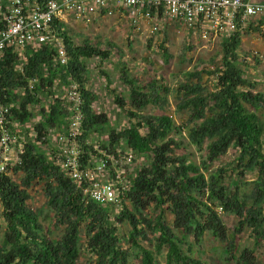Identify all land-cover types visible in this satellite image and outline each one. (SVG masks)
<instances>
[{
    "label": "trees",
    "instance_id": "16d2710c",
    "mask_svg": "<svg viewBox=\"0 0 264 264\" xmlns=\"http://www.w3.org/2000/svg\"><path fill=\"white\" fill-rule=\"evenodd\" d=\"M1 19L0 15V28ZM249 22L224 37L214 70L196 66L186 72L189 80L176 88L180 93L176 110L188 114L182 124L164 110L174 91L164 79L149 75L145 80L123 68L121 78L129 94L120 91L114 99L128 114L129 123L106 131L110 118L94 108L99 95L88 87L87 59L105 61L111 49L100 42L76 43L64 22L59 30L69 55L66 64L49 43L28 45L24 52L6 48L0 59V94L12 105L9 119L17 135L12 145L17 159L0 170V216L6 222L0 264H131L132 257L136 264H157L161 254L165 264H205L192 247L186 252L183 244L187 236L199 243L206 233L225 243L236 264H252L254 249L240 250L237 237L248 226L255 233L256 246L264 241V92L245 77L238 48L241 31L247 27L260 31L264 17ZM109 46L115 47L111 42ZM162 48L169 63L168 48ZM204 74H214L212 87L204 83ZM72 82L79 85L84 99L78 137L81 166L94 168L105 162L98 179L116 182L120 188L116 202L92 199L90 180L78 183L65 172L57 150L47 155L41 148L50 145L52 131L56 139L68 132L71 102L57 88L67 91ZM150 104L159 106L160 112L144 113ZM33 119V136L19 140L18 127ZM100 132H107L108 139L102 144L106 151L96 161L97 151L89 140ZM183 132H187L185 140L177 137ZM193 145L205 151L200 161L190 157L188 149ZM124 147L144 156L146 162L124 166V174L117 177L111 160L120 164ZM229 152L235 154L233 160L212 168ZM249 173L253 178L248 183L244 180ZM35 184L43 185L46 204L54 211L53 226L63 228L61 235L29 204ZM243 184L252 185L249 192L243 191ZM228 213L238 218L235 231L224 220L223 214ZM83 254L86 262L81 260Z\"/></svg>",
    "mask_w": 264,
    "mask_h": 264
},
{
    "label": "rangeland",
    "instance_id": "374dc122",
    "mask_svg": "<svg viewBox=\"0 0 264 264\" xmlns=\"http://www.w3.org/2000/svg\"><path fill=\"white\" fill-rule=\"evenodd\" d=\"M3 1L0 0V5L3 4ZM90 17L91 20L86 21L68 14L63 22L68 35L76 43L83 44L85 41L90 43L100 42L103 47L111 49V56L105 61L98 57L87 59L90 77L88 87H91L99 95V99L94 103V108L107 113L110 118V125L107 126L106 131L111 128L119 130L122 126L129 123L128 114L115 103L114 99V94L117 92L122 91L126 96L129 94V88L121 78L123 68L145 80L148 79L149 75L155 76L159 80L164 79L174 89L169 96V104L164 110L172 114L178 124L185 122L188 116L187 112H178L176 110L177 104L180 102V93L176 91V88L189 80L186 72L195 71L196 66L200 68L207 67L212 70L216 68L222 55L221 43L224 38L214 36L203 38L200 32L191 31L180 22H170L161 26L162 28L157 32L151 31L150 27H146V25H144L142 30L137 31L126 16L118 12L114 15H107L99 9L93 11ZM110 42L114 43L115 47H110ZM162 45L168 48L171 55L169 63L166 62ZM214 57L216 62L212 63L211 60ZM238 59L240 67L244 70L245 77L255 82L257 91L264 92V24L260 27V31L248 27L241 31ZM214 77V74H204V83L212 87ZM108 79L110 84H108ZM143 112L158 113L160 112V107L150 104ZM36 116H40V114ZM34 123L33 119L24 126L18 127L19 132L17 134L20 137L22 136L19 140L25 141L30 133L33 136ZM177 137L185 140L187 132L178 134ZM107 139V132H100L92 135L91 140H89V144L93 145L94 150L97 151L94 157L96 161H100L102 152L106 151L102 144ZM51 140L49 146H41L47 155L51 154L52 147H54L53 144L56 143L53 141V136H51ZM12 148L15 152L16 148L14 146ZM123 151L125 158L120 164H116L114 159L111 160V166L116 173L124 174L126 170L124 166L132 167L133 164L146 162L144 156L135 155L128 147H124ZM188 152L191 153V159L195 161H200L205 153L204 150L198 149L195 145L191 146ZM13 155L17 156V151ZM234 157L235 154L229 152L220 161H217L212 168L219 164H225L233 160ZM133 159H135V163ZM107 173L110 175L109 172ZM19 178L21 176H18ZM252 178L253 174L249 173L244 181L249 183ZM231 188L234 189L235 187L232 186ZM251 188V184L242 185V189L245 192H249ZM30 193L29 204L36 210L41 211L42 221L46 225L55 228V232L61 235L63 228L53 226L54 211L46 204L43 185L35 184ZM148 212L151 213L152 209H149ZM223 216L229 229L235 231L238 225L237 216L232 213L223 214ZM172 217L173 215L169 213L168 218L171 220ZM5 227L6 222L0 216V239L3 236ZM122 229L128 231L129 227L122 225ZM255 237L252 229L245 226L238 235L237 242L240 250L245 248L254 249L252 264H264V241L259 246H256ZM188 246L194 249V254L203 259L205 264H236V260L232 259L227 253L225 243L219 241L210 233H206L199 243H195L193 237L187 236L183 244L186 252ZM157 259V264H165V254L158 255ZM81 260L83 262L87 261L86 254L81 256ZM131 264H136L134 257L131 258Z\"/></svg>",
    "mask_w": 264,
    "mask_h": 264
},
{
    "label": "built area",
    "instance_id": "2783aa9c",
    "mask_svg": "<svg viewBox=\"0 0 264 264\" xmlns=\"http://www.w3.org/2000/svg\"><path fill=\"white\" fill-rule=\"evenodd\" d=\"M98 9L107 15L118 12L126 16L137 31L146 25L157 32L170 22H180L191 31L200 32L203 38H224L245 27L249 21L264 17V0H4L0 5L4 23L0 28V59L8 47L22 52L28 45L49 43L57 50L59 61L68 63L60 23L68 14L90 21L91 13ZM34 81L32 79L31 87ZM65 96L71 102L72 115L68 132L57 135V157L65 172L78 183L90 180L92 199L104 204L116 202L120 195L116 182L108 178L102 182L98 179L99 173L105 170V162L94 168L81 166L82 148L78 137L85 114L79 85L72 82ZM11 109L12 105L0 94L1 171L17 159L12 148L17 135L10 127ZM12 126L16 127L17 123Z\"/></svg>",
    "mask_w": 264,
    "mask_h": 264
},
{
    "label": "crops",
    "instance_id": "0c3cea01",
    "mask_svg": "<svg viewBox=\"0 0 264 264\" xmlns=\"http://www.w3.org/2000/svg\"><path fill=\"white\" fill-rule=\"evenodd\" d=\"M22 52H24V50H23ZM57 90H58L59 92H62V94H65V91H66L64 88H62V89H58V88H57ZM37 117H38V116H37ZM68 122H69V121H68ZM68 122H67V123H68ZM64 126H65V128H66V127H67V124L64 125ZM53 134L55 135V130L52 131V136H53V141L56 142V137H55ZM56 134H57V133H56ZM52 143H53V142H52ZM56 144H57V142L53 144L54 147H52V148H53L54 150H57V149H58V144H57V145H56Z\"/></svg>",
    "mask_w": 264,
    "mask_h": 264
}]
</instances>
